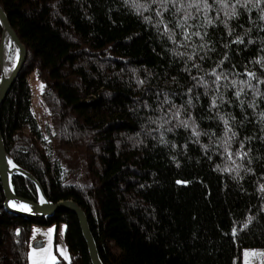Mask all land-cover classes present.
<instances>
[{"label": "trees", "instance_id": "trees-1", "mask_svg": "<svg viewBox=\"0 0 264 264\" xmlns=\"http://www.w3.org/2000/svg\"><path fill=\"white\" fill-rule=\"evenodd\" d=\"M0 3L28 49L1 108L6 150L49 200L82 206L104 264H242L264 248V0ZM4 202L0 178V264H30L32 225L61 223L55 264H92L76 214Z\"/></svg>", "mask_w": 264, "mask_h": 264}, {"label": "water", "instance_id": "water-1", "mask_svg": "<svg viewBox=\"0 0 264 264\" xmlns=\"http://www.w3.org/2000/svg\"><path fill=\"white\" fill-rule=\"evenodd\" d=\"M0 25L2 28L0 40V114L6 97L22 71L28 56L27 46L19 37L13 27L8 14L0 3ZM15 48L16 55L10 71L5 68L7 44ZM15 175L24 176L31 180L38 192L37 200H32L18 195L13 187L12 178ZM0 178L5 195V208L15 214L31 218L52 217L58 212H71L77 215L83 236L87 242L92 264H104L98 249V245L92 232L86 212L72 199L53 202L49 200L39 180L29 170L18 165L13 157L7 152L5 140L1 129L0 119ZM13 204L16 207H13ZM20 205H27L29 210H23Z\"/></svg>", "mask_w": 264, "mask_h": 264}, {"label": "rangeland", "instance_id": "rangeland-1", "mask_svg": "<svg viewBox=\"0 0 264 264\" xmlns=\"http://www.w3.org/2000/svg\"><path fill=\"white\" fill-rule=\"evenodd\" d=\"M14 47L10 49L9 63L15 59L16 51ZM15 50V48H14ZM10 63V65H11ZM29 81L32 88V108L45 132L48 141L53 140L55 133L54 123L50 112L43 100V83L37 79L36 74L29 75ZM35 250V251H34ZM58 256L68 258L69 251L65 242V224L57 225H32L30 236V263H43L45 256ZM56 263V262H55ZM242 264H264V248H244L242 252Z\"/></svg>", "mask_w": 264, "mask_h": 264}, {"label": "bare ground", "instance_id": "bare-ground-1", "mask_svg": "<svg viewBox=\"0 0 264 264\" xmlns=\"http://www.w3.org/2000/svg\"><path fill=\"white\" fill-rule=\"evenodd\" d=\"M9 55H10V44H9V42H8V44H7V49H6V63H5V68H6V70L7 71H10V69H11V67H12V63H11V65H10V63H9Z\"/></svg>", "mask_w": 264, "mask_h": 264}, {"label": "crops", "instance_id": "crops-1", "mask_svg": "<svg viewBox=\"0 0 264 264\" xmlns=\"http://www.w3.org/2000/svg\"><path fill=\"white\" fill-rule=\"evenodd\" d=\"M50 256L51 255L45 256L43 263H40V264H55L56 257H50ZM29 261H30V254H29Z\"/></svg>", "mask_w": 264, "mask_h": 264}, {"label": "snow or ice", "instance_id": "snow-or-ice-1", "mask_svg": "<svg viewBox=\"0 0 264 264\" xmlns=\"http://www.w3.org/2000/svg\"><path fill=\"white\" fill-rule=\"evenodd\" d=\"M13 207H16V205L13 204ZM20 207H21L23 210H29L27 205H20ZM34 251H35V250H34ZM34 264H36L35 261H34Z\"/></svg>", "mask_w": 264, "mask_h": 264}]
</instances>
